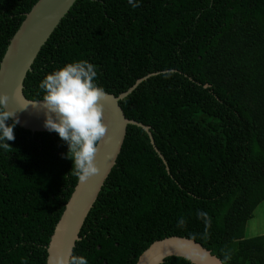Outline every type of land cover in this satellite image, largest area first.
<instances>
[{"label":"trees","instance_id":"1","mask_svg":"<svg viewBox=\"0 0 264 264\" xmlns=\"http://www.w3.org/2000/svg\"><path fill=\"white\" fill-rule=\"evenodd\" d=\"M36 2L0 0V61ZM75 60L94 64L113 96L141 80L118 104L153 145L126 127L71 255L135 264L151 243L178 237L222 264H264V235L245 237L264 201V0H75L23 96L41 100L39 82ZM14 136L0 150V264H45L78 177L55 132L16 126Z\"/></svg>","mask_w":264,"mask_h":264},{"label":"water","instance_id":"2","mask_svg":"<svg viewBox=\"0 0 264 264\" xmlns=\"http://www.w3.org/2000/svg\"><path fill=\"white\" fill-rule=\"evenodd\" d=\"M74 1L37 0L30 11L24 15L23 21L10 39L0 61V93L9 96L7 110L16 112L19 119L17 127L31 133L49 131L43 127L45 114L40 106V100L32 101L23 96V80L41 47ZM140 82L141 80H138L134 86L117 96L105 93V98L100 101L103 104V119L107 125V132L99 142L94 158L98 173L82 183L78 179L49 239L45 264H57L58 258L67 261L71 256L73 247L79 239L78 234L83 222L115 164L123 144L126 127L132 125L141 128L151 141L148 127L127 120L118 104ZM151 144L153 145L152 141ZM159 157L162 158L160 155ZM169 257L181 258L190 264H222L199 243L178 237H169L151 243L139 255L135 264H162Z\"/></svg>","mask_w":264,"mask_h":264},{"label":"clouds","instance_id":"3","mask_svg":"<svg viewBox=\"0 0 264 264\" xmlns=\"http://www.w3.org/2000/svg\"><path fill=\"white\" fill-rule=\"evenodd\" d=\"M128 3L136 8L140 0ZM96 78L94 64L75 60L45 75L38 84L44 93L39 101L45 114L43 127L55 132L67 145V158L73 162L71 172L81 183L98 173L94 158L107 132L100 103L106 94ZM8 101L9 96L0 93V150L4 151L10 148L7 141L15 139L14 128L19 122L16 112L7 110ZM57 264H88V261L83 256L71 255L67 261L58 258Z\"/></svg>","mask_w":264,"mask_h":264},{"label":"rangeland","instance_id":"4","mask_svg":"<svg viewBox=\"0 0 264 264\" xmlns=\"http://www.w3.org/2000/svg\"><path fill=\"white\" fill-rule=\"evenodd\" d=\"M264 235V201L260 202L253 212L252 218L246 223L245 237L252 238Z\"/></svg>","mask_w":264,"mask_h":264}]
</instances>
